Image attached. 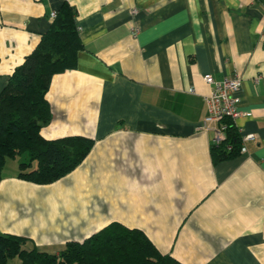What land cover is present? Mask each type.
<instances>
[{
  "label": "crops",
  "instance_id": "0c3cea01",
  "mask_svg": "<svg viewBox=\"0 0 264 264\" xmlns=\"http://www.w3.org/2000/svg\"><path fill=\"white\" fill-rule=\"evenodd\" d=\"M63 2L0 0V92ZM68 2L82 49L76 67L51 77L40 132L93 145L47 184L20 178V158L7 159L0 233L56 254L121 223L182 264H264V0ZM206 74L241 78L247 114L233 123L256 136L216 162L202 128Z\"/></svg>",
  "mask_w": 264,
  "mask_h": 264
},
{
  "label": "trees",
  "instance_id": "16d2710c",
  "mask_svg": "<svg viewBox=\"0 0 264 264\" xmlns=\"http://www.w3.org/2000/svg\"><path fill=\"white\" fill-rule=\"evenodd\" d=\"M75 15V8L64 0L47 31L8 75L0 92V179L7 159L21 156L20 178L51 183L78 166L93 145V139L82 135L46 139L40 132L51 118L45 98L51 77L76 67L82 49ZM224 123L220 142L210 146L213 162L235 156L241 148L233 121ZM27 242L25 237L0 233V264L15 257L19 264H182L161 253L143 231L121 223H110L83 241H68L56 254L40 252Z\"/></svg>",
  "mask_w": 264,
  "mask_h": 264
},
{
  "label": "built area",
  "instance_id": "2783aa9c",
  "mask_svg": "<svg viewBox=\"0 0 264 264\" xmlns=\"http://www.w3.org/2000/svg\"><path fill=\"white\" fill-rule=\"evenodd\" d=\"M133 12H135V9ZM55 15L56 11L50 13L51 18ZM137 31L138 28L132 26V34L136 35ZM203 79L207 84L211 85V90L204 97L207 106V114L203 119L202 128L213 131L212 142L217 144L220 142L223 130L225 129L224 120L231 119L233 121L235 118L247 114V112L243 111L238 105L241 78L238 75H233L216 80L211 74H206L203 76ZM255 139L256 136L253 133L242 135L240 151H246L244 145L246 141H253Z\"/></svg>",
  "mask_w": 264,
  "mask_h": 264
},
{
  "label": "rangeland",
  "instance_id": "374dc122",
  "mask_svg": "<svg viewBox=\"0 0 264 264\" xmlns=\"http://www.w3.org/2000/svg\"><path fill=\"white\" fill-rule=\"evenodd\" d=\"M18 158H20V159H21V158H23V157H21V156H17V159H18Z\"/></svg>",
  "mask_w": 264,
  "mask_h": 264
}]
</instances>
